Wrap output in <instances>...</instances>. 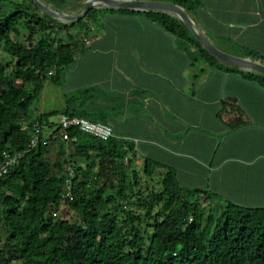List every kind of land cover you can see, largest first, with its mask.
I'll list each match as a JSON object with an SVG mask.
<instances>
[{
  "label": "trees",
  "instance_id": "obj_1",
  "mask_svg": "<svg viewBox=\"0 0 264 264\" xmlns=\"http://www.w3.org/2000/svg\"><path fill=\"white\" fill-rule=\"evenodd\" d=\"M49 1L70 13H79L86 2ZM158 1L180 5L194 14L201 7L198 0ZM29 2H20L15 12L0 15V44L8 58L6 63L0 62V165L6 153L20 155L0 179V264H264V208L228 203L219 217L205 216L200 198L209 201L208 193L182 187L171 170L165 173L159 190L152 187L147 188V195L140 191L130 195L127 170L135 148L129 141L112 138L104 142L71 129L64 142L55 129L30 147L29 130L24 127L31 128L36 121L49 125L50 118L60 114L86 118L72 103L79 93L67 96L62 111L35 119L28 112L45 81L58 83L57 77L74 62L78 46L88 38L103 9H91L79 21L65 24L41 15L34 2ZM117 11L153 19L209 65L238 72L264 88V75L220 62L178 18ZM24 21L29 29L27 44L11 37L21 36L19 26ZM237 56L264 62V55L253 49L242 48ZM243 123L235 120V126ZM53 143L57 156L51 161L47 155ZM73 157L85 158L86 166H76ZM68 168L76 178L72 199H63ZM161 168L146 159L144 176L153 179ZM133 177L140 178L136 172ZM63 205L73 214L70 219L60 215Z\"/></svg>",
  "mask_w": 264,
  "mask_h": 264
},
{
  "label": "crops",
  "instance_id": "obj_2",
  "mask_svg": "<svg viewBox=\"0 0 264 264\" xmlns=\"http://www.w3.org/2000/svg\"><path fill=\"white\" fill-rule=\"evenodd\" d=\"M198 1L194 21L213 43L228 33L226 52H264V0ZM98 19L57 77L67 72L66 105L79 93L72 103L86 118L133 144L138 175L150 159L163 166L154 177L171 170L217 207L264 208V88L209 65L145 15L103 9Z\"/></svg>",
  "mask_w": 264,
  "mask_h": 264
},
{
  "label": "rangeland",
  "instance_id": "obj_3",
  "mask_svg": "<svg viewBox=\"0 0 264 264\" xmlns=\"http://www.w3.org/2000/svg\"><path fill=\"white\" fill-rule=\"evenodd\" d=\"M29 1L30 0H1L0 1V15L4 16V15H8L11 12H15V7L18 3L23 2L24 4L29 5L30 4ZM30 6L31 7H29V8H31V9L35 8L33 5H30ZM66 12H68V11H66ZM38 13L39 12H36V14H38ZM25 19L27 22L30 20L29 18H26V17H25ZM20 25L21 26H19V30H20L21 36H17L15 34H13L11 37L15 41H19V42H22L24 44H27L26 38L29 35V29L25 28V25H26L25 21ZM227 34L228 33L220 34V35H222V39H219V40H217L215 38V34H210L211 37L216 39V40H214L215 45L223 51H225L226 48L228 49L229 47H232V43H233V42L229 41V39L227 37H225ZM78 35H81V34L78 33ZM40 36H41V32H38L37 39H39ZM234 49H236L235 53H240L242 51V49L240 47H238V45H236V44L234 46ZM250 50H252V49H250ZM255 51L260 55H264V52L260 49L255 50ZM7 61H8L7 55L2 51V45L0 44V62L6 63ZM66 74H67V72L65 73V75L61 76V80L58 83L57 82L55 83V82L51 81L50 79H47L45 81V83L43 84V87L40 89L38 99L29 108V112H28L29 118H35L39 114H46V113H51L53 111L64 110V108L66 107V96H65L66 94H65V88L63 87V85L67 81L66 80ZM30 88H31V86L28 87V89H30ZM58 117H59V115L58 116H52L50 118V122L54 123V124L57 123ZM55 127L57 128V126H55ZM52 131H54V130L48 129V130H46V132L44 134H48L47 136H49V135H51ZM114 137H115V135H114ZM69 145L70 144H68V147H69V149H71V147ZM71 152H72V150H71ZM56 156H57V145L55 143H53L49 146V152H48L47 157L51 161H54ZM73 158L74 159H72V161L74 163H76V166H81V167L86 166L87 161L85 158H82V157H73ZM135 169H136V166L135 165L131 166V164H130V167L127 170L129 172V176L127 177V183H129V187H128V191H127L128 194L131 195V194H133L132 192L140 191L144 195H147L148 194L147 188L150 189L152 187L155 188L154 190H156V191L159 190V188L161 187V182L163 180L162 179L163 177H159V178L154 177L153 179H147L144 176L142 169H140V171H139L140 178L138 180H135L133 177ZM96 170L97 169H94V171H96ZM135 181H137V184H135ZM132 183H134L135 186ZM200 201L203 204H205V205L201 204L202 207H204L205 216H209V214H212L215 217H219L221 215L223 209H224L223 207H221V208L217 207L218 205H213L210 202V200L205 202L202 197L200 198ZM61 211L62 212L60 213V215L64 216L67 219H70L73 216V214L66 209L65 205L62 206ZM205 223H206V220H204V224ZM148 231L149 232L152 231L151 228H149ZM13 264H17V263H13Z\"/></svg>",
  "mask_w": 264,
  "mask_h": 264
},
{
  "label": "water",
  "instance_id": "obj_4",
  "mask_svg": "<svg viewBox=\"0 0 264 264\" xmlns=\"http://www.w3.org/2000/svg\"><path fill=\"white\" fill-rule=\"evenodd\" d=\"M41 14L59 22L70 24L82 19L91 9L132 10L167 14L178 18L202 46L220 62L245 72L264 75V62L241 57L219 49L194 21L192 13L180 5L158 0H86L79 13H69L56 8L49 0H32Z\"/></svg>",
  "mask_w": 264,
  "mask_h": 264
},
{
  "label": "built area",
  "instance_id": "obj_5",
  "mask_svg": "<svg viewBox=\"0 0 264 264\" xmlns=\"http://www.w3.org/2000/svg\"><path fill=\"white\" fill-rule=\"evenodd\" d=\"M57 126V128L55 127ZM29 130L30 147H36L41 139V136L48 129H58L59 136L66 142L69 140V130L76 129L81 133L87 134L101 141H109L114 137V130L112 126L103 122H93L83 117L69 116L67 114H61L58 117L57 123H51L49 125H42L38 121L34 122L31 128H25ZM20 155H11L6 153L4 156L3 164L0 165V179L9 173V171L17 164V160ZM128 161V157L125 158V162ZM76 178V174L73 169H67V177L64 182L63 199H72L73 180ZM201 197L205 201V196ZM207 202V201H206ZM56 216V214H55ZM193 218H190L192 221Z\"/></svg>",
  "mask_w": 264,
  "mask_h": 264
}]
</instances>
